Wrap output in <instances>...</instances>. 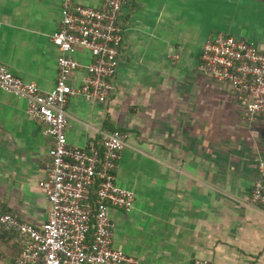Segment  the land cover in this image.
Returning a JSON list of instances; mask_svg holds the SVG:
<instances>
[{
	"label": "crops",
	"instance_id": "obj_1",
	"mask_svg": "<svg viewBox=\"0 0 264 264\" xmlns=\"http://www.w3.org/2000/svg\"><path fill=\"white\" fill-rule=\"evenodd\" d=\"M102 1L73 0L92 8ZM60 10L61 0H0V65L43 93L57 78L50 38ZM119 22L124 35L110 100L71 98L65 110L71 146H99L105 133L127 136L115 176L134 203L128 213L108 212L113 247L140 264H264V208L249 203L264 161V117L247 120L231 85L199 70L209 36L264 41V4L127 0ZM76 57L89 61L84 52ZM26 107L0 90V215L40 226L51 211L38 188L51 139ZM20 252L16 234L0 225V264H14Z\"/></svg>",
	"mask_w": 264,
	"mask_h": 264
},
{
	"label": "built area",
	"instance_id": "obj_2",
	"mask_svg": "<svg viewBox=\"0 0 264 264\" xmlns=\"http://www.w3.org/2000/svg\"><path fill=\"white\" fill-rule=\"evenodd\" d=\"M263 3L264 0H253ZM127 0H103L97 8L61 0V21L50 40L58 51L57 78L47 93L26 83L0 65V90L26 101V114L40 123L51 139L46 177L38 182L51 205L40 226L23 222L14 213L0 215V225L16 234L21 252L14 264H140L113 247L114 208L128 213L134 194L116 184L115 172L127 136L105 133L99 146L67 142L66 107L71 98L99 105L113 95L124 29L119 22ZM88 55V63L76 57ZM175 58V57H174ZM199 70L216 82H227L238 109L249 121L264 117V41L218 33L209 36ZM80 73V78L76 74ZM249 203L264 208V161L256 166ZM187 264H212L197 259Z\"/></svg>",
	"mask_w": 264,
	"mask_h": 264
},
{
	"label": "rangeland",
	"instance_id": "obj_3",
	"mask_svg": "<svg viewBox=\"0 0 264 264\" xmlns=\"http://www.w3.org/2000/svg\"><path fill=\"white\" fill-rule=\"evenodd\" d=\"M249 39H253V38H249Z\"/></svg>",
	"mask_w": 264,
	"mask_h": 264
}]
</instances>
